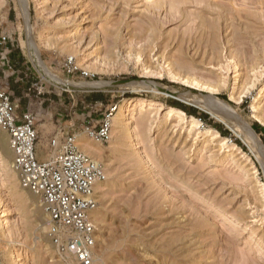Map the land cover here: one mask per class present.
<instances>
[{"label":"rangeland","instance_id":"obj_1","mask_svg":"<svg viewBox=\"0 0 264 264\" xmlns=\"http://www.w3.org/2000/svg\"><path fill=\"white\" fill-rule=\"evenodd\" d=\"M26 1L28 22L19 0H0V30L12 35L13 53L25 62L22 75H30L22 105L36 113V125L52 129L48 115L55 110L75 113L80 123L86 116L100 119L109 103L118 105L123 98L150 103L132 104L131 119L127 112L121 115L124 128L116 147L103 143L108 173L97 202L102 216L95 255L103 252L107 264H264V169L234 124L211 111L212 92L200 86L213 87L264 147V126L254 119L264 120V0ZM27 25L40 44L41 60L59 78L140 81L165 87L166 94L121 85L59 88L28 59ZM67 58L77 67L73 74L64 68ZM237 71L239 84L233 88ZM36 86L55 102L40 104ZM172 92L204 104L185 103ZM173 101L196 109L199 128L187 113L184 119L168 115ZM36 151L39 160L48 153ZM20 202L0 181L5 228L13 223L23 229L32 220L31 200ZM23 237H18L26 249L20 264H54L44 253L34 257L31 239Z\"/></svg>","mask_w":264,"mask_h":264},{"label":"built area","instance_id":"obj_2","mask_svg":"<svg viewBox=\"0 0 264 264\" xmlns=\"http://www.w3.org/2000/svg\"><path fill=\"white\" fill-rule=\"evenodd\" d=\"M13 49L12 35L0 30V129L7 133L12 168L21 187L38 198L47 218L45 236L55 251L73 257L78 264H92L96 246V228L92 220V211L97 206L94 185L105 176L100 164L77 149L75 135L81 131L102 144L107 143L117 104L109 103L101 118L95 121L86 116L79 123L68 117L67 122L61 123L48 138L49 158L39 160L36 113L27 109L18 115L10 88V78L14 83L25 78L12 60ZM64 68L69 74L77 69L71 58L65 59ZM80 73L83 77L90 76L84 71ZM44 93L43 86L35 87L36 98Z\"/></svg>","mask_w":264,"mask_h":264},{"label":"bare ground","instance_id":"obj_3","mask_svg":"<svg viewBox=\"0 0 264 264\" xmlns=\"http://www.w3.org/2000/svg\"><path fill=\"white\" fill-rule=\"evenodd\" d=\"M20 4V10L22 12V15L24 17V20L28 22L29 20V14H28V5L26 0H19ZM28 28L26 30V33L24 36L26 37L25 40V49H26V54L28 59H30L39 73L41 74L42 78L45 79L47 82L56 85L59 88L65 89L67 91H73V90H91L95 88H100V89H105L111 86L115 85H121V86H127L129 88L134 89V91L137 88H148L149 91L153 94H159V93H165V87L160 88L155 84H150V83H145V82H136V81H128V82H116L112 80H102V79H96V80H88V81H73V80H67V79H62L57 77L51 70L48 65L44 61L41 60L40 58V44L36 42L33 34H32V27L30 25H27ZM66 49V48H65ZM71 53V52H69ZM73 55V53H71ZM77 64L80 65L79 62ZM88 69V67H87ZM90 69V68H89ZM239 75V71L236 72V75L234 77V82H233V88L235 87L236 84H239V81L237 82V78ZM193 81V79H192ZM194 83V81H193ZM197 83V82H196ZM199 85V83H197ZM160 86V85H159ZM200 86L205 88L211 93V100L214 102V106L211 107L212 112L220 113L223 117H226L230 122H232L233 129L238 130L240 133V136L242 137V140L252 149L254 152L256 158L259 160L260 165L264 169V147H262L261 142L259 141L258 134L253 130V128L250 126V124L245 121L243 118L238 119L237 115L234 113L233 109L229 106V103L226 101H223L219 99L216 95L213 93V87L211 88L210 85H205V84H200ZM199 86V87H200ZM139 90V89H137ZM167 91V88H166ZM175 92V91H174ZM181 93V92H180ZM180 93H173L174 96L176 95L180 101H183L185 103L189 104H194L198 106H203L204 100H198V99H193L192 96L188 95H183ZM166 94V93H165ZM169 95V94H168ZM261 94L259 93V96L255 98V102L261 98ZM231 98V97H230ZM178 99V100H179ZM234 99V98H233ZM210 100V99H209ZM138 103L139 105L146 106L149 105L147 101L143 99H136V98H123L120 103L116 106V111L111 117L110 121V137L108 139V147H116V145L119 144L118 138L116 137L117 133L122 131L124 128V124L122 123L121 120V115L124 112H127V116L129 119L133 117V114L135 113V106L131 108L132 104ZM207 104V102H206ZM209 106H211L209 104ZM208 106V107H209ZM163 107V105L160 104V108ZM253 110L255 109L256 106H253ZM128 108V109H127ZM167 112L168 115H175L177 114L181 119H184L186 117V113L176 107L173 106H167ZM206 108V107H205ZM127 109V111H126ZM207 109V108H206ZM252 110V111H253ZM255 112V110H254ZM215 114V113H213ZM125 116V115H124ZM217 116V115H216ZM49 120H50V114L48 115ZM189 118L191 120V125L193 127H198L200 120L192 115H189ZM220 119V117H219ZM254 119L256 121H259L263 126H264V120L257 117ZM40 120V119H36ZM226 120V119H224ZM238 121V124L236 123ZM50 122V121H49ZM48 122V123H49ZM236 123V124H235ZM52 124V123H51ZM40 128L43 133H46L50 130V125L47 123H41ZM232 126V125H231ZM234 126L236 128H234ZM212 130L213 136H217L218 132L213 129H208V131ZM236 132V131H235ZM237 132V133H238ZM135 135V128L131 129V132ZM6 138L8 141L7 133L1 129L0 131V147L2 151H0V170L2 171L1 173V179L0 181L2 182L5 181L7 183V186L9 188V191H13L15 196H18L19 200L22 201H30L31 200V209L32 213L34 214L32 216V220L29 222V225L25 226V228L20 229L19 226L14 227L9 225L8 227H4L3 225V219L1 217L4 215L5 209L1 210L2 215H0V256L3 258V260L0 258L2 264H20L19 261L20 259L18 256L20 254L24 253V244L22 243L21 240L18 239L24 238L23 235L26 238L31 239V252L35 254L38 252L40 254H45L47 257L51 258V262L54 261V264H78L73 257L69 255H60L58 254L55 249L51 246V244L48 242L46 236H43L44 233L47 232L48 229V224H47V218L46 215L42 212V209L40 207V204L38 202V198L29 192L28 190L24 189L21 187L19 184L18 176L14 169L12 168V156H11V151L9 146L6 144ZM223 140V139H222ZM41 140L37 142V146L41 144ZM223 143V142H222ZM226 142L223 143L224 146ZM75 145L77 149L86 155H88L92 160H94L96 163L100 164L103 171L104 175L105 172L106 174L108 173L107 171V164H106V158L104 157V148L103 144L86 136L83 132H78L75 135ZM264 146V145H263ZM49 158V154H45L42 157V160H46ZM105 178V177H104ZM107 181H98L94 185V197L96 202H98V198L102 196V193L105 189ZM31 194V197L29 196ZM20 202V203H21ZM24 203V202H23ZM3 205V204H2ZM2 208V207H1ZM4 208V206H3ZM101 207L96 206V208L92 211V220L96 228V241H97V229L100 227L101 223ZM7 210V208H6ZM45 219V220H44ZM30 220V219H28ZM20 225V224H18ZM21 227V225H20ZM25 229V230H24ZM23 232V233H22ZM53 248V250H52ZM95 249V248H94ZM93 249V255H92V264H107V260L105 256L102 253L97 252L95 255ZM55 251V254H54ZM56 254L59 255L60 257L56 258ZM56 258V259H55ZM55 259V260H54Z\"/></svg>","mask_w":264,"mask_h":264},{"label":"crops","instance_id":"obj_4","mask_svg":"<svg viewBox=\"0 0 264 264\" xmlns=\"http://www.w3.org/2000/svg\"><path fill=\"white\" fill-rule=\"evenodd\" d=\"M12 60L15 62V66L17 69H19L20 72H22V68L25 64V62H23L20 58H17V56L15 55V52L12 54ZM26 68H28L26 66ZM25 75V78L22 82L20 83H14L13 82V78H10L9 79V83H10V88L12 89L13 91V99H14V102L17 106L16 108V113L18 115H21L23 112H25L27 109H29V104L28 105H22V99H24V97H29V93L26 92V90H28V87L29 85L31 84L30 82V75H27L26 72L24 73ZM28 86V87H27ZM27 88V89H26ZM46 94H43L42 97H38L40 101V104H42L43 102H55V97H53L52 95L49 94V92H45ZM25 103V102H24ZM54 105L51 104V110H52V107ZM68 116L72 117V119H75V113H71V112H68V113H64L61 111V113H56V110L55 111H52L51 114H50V123H52V129H50L48 132L46 133H43L40 126L39 125H36V129H37V132L38 134L41 135V137H45V140L41 141V144H39V146L36 145V150L38 149H47V141H48V138L59 128L60 124L63 123V122H67L68 120ZM56 119L58 121H56ZM45 134V135H43ZM38 142V141H37ZM37 144V143H36ZM36 154H37V151H36Z\"/></svg>","mask_w":264,"mask_h":264},{"label":"trees","instance_id":"obj_5","mask_svg":"<svg viewBox=\"0 0 264 264\" xmlns=\"http://www.w3.org/2000/svg\"><path fill=\"white\" fill-rule=\"evenodd\" d=\"M171 106L179 108V109L183 110L185 113H187L189 115L196 116V109L195 108L191 107V108L185 109V108H183V105L181 103L175 102V101L171 102ZM199 117H206V115L205 114H201V116H199ZM221 133H223V132L221 131Z\"/></svg>","mask_w":264,"mask_h":264}]
</instances>
